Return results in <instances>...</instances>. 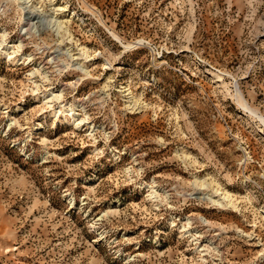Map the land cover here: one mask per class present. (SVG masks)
Returning a JSON list of instances; mask_svg holds the SVG:
<instances>
[{
  "label": "rangeland",
  "instance_id": "obj_1",
  "mask_svg": "<svg viewBox=\"0 0 264 264\" xmlns=\"http://www.w3.org/2000/svg\"><path fill=\"white\" fill-rule=\"evenodd\" d=\"M0 43V264H264V0H0Z\"/></svg>",
  "mask_w": 264,
  "mask_h": 264
},
{
  "label": "bare ground",
  "instance_id": "obj_2",
  "mask_svg": "<svg viewBox=\"0 0 264 264\" xmlns=\"http://www.w3.org/2000/svg\"><path fill=\"white\" fill-rule=\"evenodd\" d=\"M27 1V0H26ZM35 8V7H34ZM59 8V7H58ZM58 11H61V9H58V10H56V12H58ZM62 12V11H61ZM53 13V12H52ZM60 13V12H59ZM51 15V14H50ZM29 16V15H28ZM56 16V15H55ZM62 16V15H61ZM54 17V16H53ZM32 19V18H31ZM61 19V17L60 18H56L55 19V24H56V26L58 27V29H60V30H63V29H67L68 30V28H66V26H67V24H69V21H62V20H60ZM45 20V19H44ZM67 27H69V26H67ZM66 30V31H67ZM69 31V30H68ZM67 31V32H68ZM56 32V31H55ZM64 32V31H63ZM62 34V33H61ZM69 34H71V33H69ZM66 35V34H65ZM2 42H4V41H2ZM3 44V43H2ZM2 44L0 43V54L1 55H3V56H5L7 59H9V60H12L13 59V56L8 52V50L5 48V47H2ZM87 49V48H86ZM86 49L85 48H83L82 49V51H83V54L82 55H80V57L79 58H76L75 59V61L77 62L75 65L76 66H78V68H80V69H82V71H84V72H87L86 71V67H85V64L84 63H82V57L83 56H86V58H88V56H90V55H88V53H89V51H86ZM79 55V54H78ZM71 56V55H70ZM73 56V55H72ZM89 74V73H88ZM219 77V76H218ZM222 80V79H221ZM219 78H218V81H221ZM131 93V92H130ZM129 97V96H128ZM139 102V101H138ZM136 103V102H135ZM137 105V104H136ZM134 108V107H133ZM133 108H130V109H133ZM133 111V110H132ZM57 113L58 112H56L55 113V116H57ZM66 119V121L67 122H70L71 120L70 119H68L67 117L65 118ZM76 121L77 120H73V123H76ZM196 184L197 185H199V186H201V187H208L209 185L207 184V182H205V180L204 181H202V180H199V179H197L196 180ZM220 189H218L217 188V190L215 191V193L217 194L218 192H220L219 191ZM211 192V191H210ZM221 193H222V191H221ZM210 195V194H209ZM224 195V197H223V199H221V198H219V197H221V196H223ZM209 197V196H208ZM210 198V200L214 203V205H216V204H218V205H221V206H235V204H234V202H233V199H232V197L230 196V194H228V193H225V194H219L218 196H215V195H212V196H210L209 197ZM236 202V201H235ZM237 208V207H236ZM225 209V208H224Z\"/></svg>",
  "mask_w": 264,
  "mask_h": 264
}]
</instances>
